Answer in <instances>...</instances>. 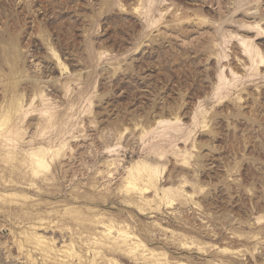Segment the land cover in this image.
Instances as JSON below:
<instances>
[{
  "label": "rangeland",
  "instance_id": "1",
  "mask_svg": "<svg viewBox=\"0 0 264 264\" xmlns=\"http://www.w3.org/2000/svg\"><path fill=\"white\" fill-rule=\"evenodd\" d=\"M0 264H264V0H0Z\"/></svg>",
  "mask_w": 264,
  "mask_h": 264
},
{
  "label": "bare ground",
  "instance_id": "2",
  "mask_svg": "<svg viewBox=\"0 0 264 264\" xmlns=\"http://www.w3.org/2000/svg\"><path fill=\"white\" fill-rule=\"evenodd\" d=\"M67 67V66H66ZM15 113V112H14ZM13 118V117H12ZM16 132V131H15ZM19 136V135H18ZM2 137H4V135L2 134ZM8 140V139H7ZM10 142V141H9ZM6 147V146H5ZM36 150V149H35ZM39 158V157H38ZM42 159V158H41ZM41 159H39V160H41ZM41 162H42V160H41ZM42 165V164H41ZM43 167H44V165H43ZM4 169V168H3ZM44 169V168H43ZM35 170V169H34ZM127 175V174H126ZM133 186V185H132ZM136 187V186H135ZM166 188V187H165ZM168 190V189H167ZM147 191V190H146ZM38 226V225H37ZM132 237V236H131ZM129 238V237H128ZM133 240V239H132ZM150 259V258H149Z\"/></svg>",
  "mask_w": 264,
  "mask_h": 264
}]
</instances>
